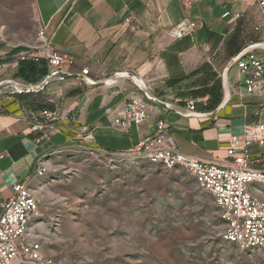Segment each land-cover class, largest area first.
Segmentation results:
<instances>
[{
  "label": "crops",
  "instance_id": "1",
  "mask_svg": "<svg viewBox=\"0 0 264 264\" xmlns=\"http://www.w3.org/2000/svg\"><path fill=\"white\" fill-rule=\"evenodd\" d=\"M38 26L51 46L68 60L62 70L102 80L119 71L131 72L150 91L173 108L149 102L150 115L140 124H115L126 102L143 97L128 79L88 88L78 79L56 77L42 90L23 96L0 85V201L24 181L33 195L51 150L79 147L94 152L123 153L153 136L158 119L175 147L197 159L231 165L228 150L243 147L251 165L264 168V147L244 146L247 125L264 123V89L249 93L236 88L238 69L228 71L230 97L214 115L223 99L222 72L227 62L250 43L264 41V15L258 0H197L188 9L183 0H32ZM228 12L227 15H224ZM183 21L194 23L189 33L172 29ZM259 26V30L255 27ZM39 36L23 49L0 46V83L5 80L39 83L19 75V53L34 49ZM7 87H9L7 85ZM193 101L194 112L187 116ZM111 111L107 112L106 109ZM52 117L41 130L32 125L41 111ZM48 172V171H47ZM250 190L262 198V191ZM32 239L35 236L32 226ZM44 255V254H43Z\"/></svg>",
  "mask_w": 264,
  "mask_h": 264
},
{
  "label": "rangeland",
  "instance_id": "2",
  "mask_svg": "<svg viewBox=\"0 0 264 264\" xmlns=\"http://www.w3.org/2000/svg\"><path fill=\"white\" fill-rule=\"evenodd\" d=\"M39 32L32 0H0V46ZM45 160L32 226L51 264H264L260 251L226 239L223 209L181 167L79 147Z\"/></svg>",
  "mask_w": 264,
  "mask_h": 264
},
{
  "label": "built area",
  "instance_id": "3",
  "mask_svg": "<svg viewBox=\"0 0 264 264\" xmlns=\"http://www.w3.org/2000/svg\"><path fill=\"white\" fill-rule=\"evenodd\" d=\"M195 1L183 0V5L188 9ZM258 4L264 15V0H258ZM193 27L194 23L183 21L172 31L181 36L189 33ZM259 28L256 26L255 30ZM39 38L38 46L21 51L19 59L35 62L45 60L50 69L49 74L62 70V65L68 62L65 55L51 46L43 30L39 32ZM234 67L238 69L236 88L239 91L243 89L255 93L264 89V51L245 53ZM86 73L84 69L82 74ZM150 101L145 95L129 99L120 116L114 117V123L128 126L144 122L150 115ZM188 109L194 111L193 101ZM106 111L110 112L111 109L107 108ZM51 117V112L41 111L32 130H41ZM243 136L244 146L257 142L264 147V123L247 125ZM129 151L142 152L152 163L168 168L181 167L188 172L201 189L213 195L223 209L227 220L226 239L243 248L256 249L264 255V199L250 190L252 185L254 190L264 192V168L252 166L250 155L243 147H230L228 154L232 157L231 165L203 161L179 151L166 132L165 122L158 119L153 136L142 140ZM46 173L47 168L40 161L36 174L40 177ZM38 213V200L24 181L14 185L12 196L0 201V264H51V260L42 254L40 242L32 239V223Z\"/></svg>",
  "mask_w": 264,
  "mask_h": 264
},
{
  "label": "water",
  "instance_id": "4",
  "mask_svg": "<svg viewBox=\"0 0 264 264\" xmlns=\"http://www.w3.org/2000/svg\"><path fill=\"white\" fill-rule=\"evenodd\" d=\"M252 50H262L264 51V41H258L251 43L241 51H239L234 57H232L226 64V66L223 69L222 72V87H223V99L221 100V103L219 106L211 113H208V115H214L218 109H220L222 106H224L230 97V88L228 85V71L231 67L234 66L235 62L241 58L245 53L252 51ZM60 77V78H66V79H78L80 80L85 87L92 88V87H101V86H108L111 84L116 83L119 79H128L131 82H133L139 90L142 91V93L152 102L160 104L166 108H173L168 102L162 101L159 98H157L148 88L147 84L140 78L139 76L127 72V71H119L114 73L112 76L106 77L102 80H93L89 77H87L84 74L81 73H70L63 70H58L56 72H53L51 74H48L46 77H44L39 83L35 84H28L21 81H15V80H5L0 83V85H8L11 86V91L13 93H31L42 90L52 79ZM187 116L192 115H200V113L194 112V111H185L180 112Z\"/></svg>",
  "mask_w": 264,
  "mask_h": 264
},
{
  "label": "trees",
  "instance_id": "5",
  "mask_svg": "<svg viewBox=\"0 0 264 264\" xmlns=\"http://www.w3.org/2000/svg\"><path fill=\"white\" fill-rule=\"evenodd\" d=\"M24 47L18 46L15 47L13 52H17L20 49H23ZM45 70L38 65V62L29 60L26 62L20 63L19 66V75L24 78V80L28 82H35L37 80L38 74L44 72ZM17 95L23 96L27 93H16ZM30 94V93H28Z\"/></svg>",
  "mask_w": 264,
  "mask_h": 264
}]
</instances>
